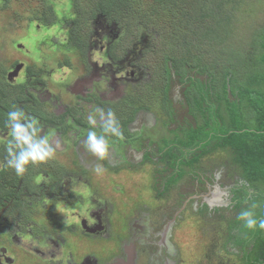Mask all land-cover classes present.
Instances as JSON below:
<instances>
[{
  "label": "flooded vegetation",
  "instance_id": "obj_1",
  "mask_svg": "<svg viewBox=\"0 0 264 264\" xmlns=\"http://www.w3.org/2000/svg\"><path fill=\"white\" fill-rule=\"evenodd\" d=\"M58 6L45 5L40 24L30 23L36 32L56 34L40 37L38 50L18 42L23 54L5 68L18 101L0 119V158L8 163L9 148L16 155L22 150L11 135V111L24 113L22 125L35 122L34 138L46 139L53 155L29 163L21 175L0 166V225L40 238L34 251L12 243L1 247L0 264L2 258L27 264L23 258L29 256L36 260L31 264H264V247L256 250L243 231L239 237L228 232L237 216V176L213 164L210 171L199 166L178 178L187 149H179L188 136L184 129L196 123L188 106L199 98L189 80L195 71L171 69L183 62L173 59L153 22L117 21L92 12L86 0H67L61 12ZM77 25L85 33L78 30L76 37L65 30ZM109 111L122 138L102 132ZM90 130L109 144L103 159L85 148ZM117 204L122 213L115 212ZM36 210L40 220L31 215ZM193 218L203 227L190 247L181 238L195 229H186ZM117 219L124 227H116Z\"/></svg>",
  "mask_w": 264,
  "mask_h": 264
},
{
  "label": "trees",
  "instance_id": "obj_2",
  "mask_svg": "<svg viewBox=\"0 0 264 264\" xmlns=\"http://www.w3.org/2000/svg\"><path fill=\"white\" fill-rule=\"evenodd\" d=\"M52 1L40 0V10L45 5L56 4ZM91 1L92 12L102 11L117 21L131 19L132 15L127 13L130 0ZM174 1L173 4L169 2L167 8V3L156 4L166 9L167 15L173 18V23L161 20L153 23L159 30L165 29V25L170 28L166 35H162L160 30L162 39L169 38L168 42L163 41L171 47L169 51L174 55L173 59L183 62L178 66L175 64L171 69L194 70L195 74L189 80L199 96L188 103L189 112L196 123H191L184 129L188 136L179 149H187L184 150L185 160L179 161L182 171L178 178L182 179L186 174L190 177L200 167L210 171L209 158L216 161V165L225 167V173L229 177L234 178L236 175V182H240L235 188L232 209L237 216L232 220L228 232L232 233L234 230L239 237L243 235L239 231H243L248 242H255L256 250H259L264 247V230L247 229L238 215L242 210L252 209L257 219H264V25L251 30L243 27L242 30L235 31L236 18L233 13L221 12L217 15L214 10L204 12L199 20H189L181 12H187L189 1ZM11 2L12 0H0L1 9L10 7ZM116 2L122 5L121 9L112 6ZM130 5L134 8L132 2ZM179 6L181 10L176 11ZM153 12L160 14L162 11L158 8ZM213 14L217 16L214 20ZM190 26H198V32L191 39L192 42L184 41V35ZM174 28H178L181 33L175 32ZM181 36L182 40L178 39ZM205 36L215 40L208 41L206 46V51L212 56L210 59H206L201 52V42H205ZM217 38L219 41H216ZM191 43L194 52L186 47ZM174 46L183 50L182 56L174 54ZM2 83L0 119L4 120L7 111L16 109L15 102L18 99L11 96L10 83L5 82V79ZM211 89L214 93L209 95ZM228 90L231 91V96ZM214 97L215 102H212ZM218 155H224L222 161ZM253 205L256 207L253 208Z\"/></svg>",
  "mask_w": 264,
  "mask_h": 264
},
{
  "label": "rangeland",
  "instance_id": "obj_3",
  "mask_svg": "<svg viewBox=\"0 0 264 264\" xmlns=\"http://www.w3.org/2000/svg\"><path fill=\"white\" fill-rule=\"evenodd\" d=\"M40 0H12L10 7L8 6L5 9H1L0 7V85L3 84L2 80H6V71L5 68L8 70L11 66V62L13 61L14 57H18L23 54V51L19 50L20 46H16L18 42L21 41H27V45L30 48L36 47V50L40 48L39 42H40V37H49V34L55 35L56 33L51 31L50 33H47V28L43 33H40V31L36 32V30L32 29L30 26V23H34V25L40 24V7L38 5ZM174 0H130L129 1V6L130 9L127 10V13L132 15L130 21L133 23H150L153 21H165L169 23H173V18L170 17V15H167L168 12L166 9H162L160 6H156L157 3H167L168 5L173 4ZM185 0H183L184 2ZM189 1V7L187 8V12L181 10V7L179 6L178 9H175L176 11H180L183 13V15H187V18L189 20H196L200 19L202 17V14L204 12L208 11H213L217 13V15H220L221 12L225 14V12H228L230 14L233 13L235 16L236 20L234 22L235 26V31L242 30L243 27L248 28L249 30L255 29L258 26L264 25V0H188ZM191 1L193 4H191ZM53 2V1H52ZM87 4L90 5L92 1L86 0ZM134 5V8L133 6ZM175 2V1H174ZM57 5V8H59L58 5H62L61 9H58V11H62L63 8H67V0H61V2H55ZM58 3V4H57ZM41 4V3H40ZM95 4H98L95 2ZM1 6V5H0ZM112 6L116 9H121L122 5L119 4V2H116L112 4ZM136 7V8H135ZM86 8V7H82ZM158 8L162 11L160 14H155L153 11H157ZM153 10V11H152ZM174 10V11H175ZM173 14V13H172ZM58 14L57 16H54L56 20H58ZM130 15H128L130 17ZM217 16L213 14V20ZM81 16L79 15L78 21L80 20ZM15 19V20H14ZM185 19V18H183ZM61 24V23H60ZM155 25V23H154ZM170 25V24H169ZM134 26V25H133ZM156 26V25H155ZM166 28L161 29L162 35H166L167 32L169 31L168 25H165ZM193 26V25H192ZM188 27L187 33L184 35V41L192 42L191 39L195 37V34L198 32L197 27ZM69 32L70 35L76 36L78 30H82L85 33V28H81V25H77L75 29H69L66 28ZM136 31V30H135ZM138 31V30H137ZM160 31V32H161ZM175 32L181 33V31L178 28H174ZM33 33V36L30 34ZM51 37V36H50ZM181 37L178 39L182 40ZM165 41L168 42L167 37H163ZM198 40V38L196 39ZM205 42H201L202 44V50L201 52L204 54L206 59L212 58V56L206 51V46L208 44V41H215L213 39H210L208 36H205L204 39ZM216 41H219L217 38ZM247 42V40H246ZM188 49L192 50L194 52V47L191 44H188L186 46ZM173 51H176L177 55H183L182 52L183 50L180 47H175L173 48ZM138 54V53H136ZM174 56V55H173ZM5 72V78L3 77L2 73ZM21 76H19L15 82H21ZM17 84V83H16ZM1 141V138H0ZM5 142V141H4ZM4 152H0V156H2ZM221 156V161L224 157V155H218ZM217 157V156H216ZM210 160V167L213 164H218L216 161H213L211 158ZM220 161V164H221ZM7 165V161L4 158H0V166H5ZM223 171L222 174L226 172V168L221 169ZM37 213H31L32 216L36 220H40V211ZM115 212L116 213H122L123 208L120 204H117L115 206ZM27 217L29 214L27 212H24ZM48 217V214L46 215ZM118 215H115L114 218H117ZM198 222V227L194 221V218L191 219V221H187L188 224L186 226V229L189 230L191 227H194V230H190L189 233L181 238V244L190 246V243L192 240H194L198 234V238L201 239L199 236L200 230L203 227V222H201L199 219H196ZM22 222H28L25 219L22 220ZM31 223V222H28ZM116 227H124V224L117 219L115 221ZM27 227V226H26ZM39 224L35 225V228H38ZM189 228V229H188ZM14 229V230H13ZM11 231L6 227V226H1L0 225V248L5 247L6 245H10L11 243L18 244V246H22L23 248H26L27 250L34 251V248H39L40 249V238L39 236H33V235H28L25 236L22 233L20 228L15 229L13 227ZM39 235L42 234L40 228L37 229ZM22 232V233H21ZM26 234V233H25ZM37 234V232H36ZM27 235V234H26ZM203 238V236H202ZM204 239L208 241V234H204ZM49 242V240H48ZM48 245H50L48 243ZM191 247V246H190ZM44 250V247H43ZM26 251V250H25ZM1 249H0V255L1 254ZM32 254V253H30ZM98 254H101L100 249L97 247L95 248L94 252L92 255L96 258ZM15 258V255H14ZM23 258V257H22ZM25 261H27V264H31V261H36L33 259V257L29 256L27 259L23 258ZM3 261V264H8L5 260L7 259H1ZM97 260V259H96Z\"/></svg>",
  "mask_w": 264,
  "mask_h": 264
},
{
  "label": "clouds",
  "instance_id": "obj_4",
  "mask_svg": "<svg viewBox=\"0 0 264 264\" xmlns=\"http://www.w3.org/2000/svg\"><path fill=\"white\" fill-rule=\"evenodd\" d=\"M22 116H24L22 111H11L8 113L10 121L14 122L11 127V135L20 142L17 146L22 150L19 155H16L15 153H11V148L8 149L12 155V159L8 161L7 166L14 168L18 175L24 173L26 170L25 166L29 163L43 162L53 155V150L48 146L46 139L37 140L34 138L36 135L35 129L33 128L34 121L27 126L19 123V118ZM90 122L95 124V120H91ZM29 129H33L31 135L28 133ZM102 132L104 134H111L112 136L122 138L123 134L120 130L119 121L116 119L115 114L112 111L107 113V120L103 125ZM24 145H27L26 149L24 148ZM85 148L103 159L108 152L109 144L104 135H98L95 131L90 130L88 132ZM96 171L99 173L102 169L97 168ZM252 207L255 208L256 205H253ZM238 219L243 222L244 227L247 229L255 230L256 228H259L264 230V219H257L252 209L242 210L238 215Z\"/></svg>",
  "mask_w": 264,
  "mask_h": 264
}]
</instances>
